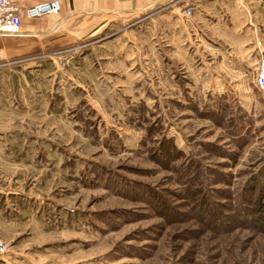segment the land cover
Segmentation results:
<instances>
[{
	"label": "rangeland",
	"instance_id": "1",
	"mask_svg": "<svg viewBox=\"0 0 264 264\" xmlns=\"http://www.w3.org/2000/svg\"><path fill=\"white\" fill-rule=\"evenodd\" d=\"M65 19L0 36V264H264V0Z\"/></svg>",
	"mask_w": 264,
	"mask_h": 264
},
{
	"label": "built area",
	"instance_id": "2",
	"mask_svg": "<svg viewBox=\"0 0 264 264\" xmlns=\"http://www.w3.org/2000/svg\"><path fill=\"white\" fill-rule=\"evenodd\" d=\"M62 3L59 0H51L41 4L22 9L16 0H0V36L18 34L23 27V20H36L49 15H57L61 12ZM194 9L187 6L184 14L191 17ZM257 86L264 90V60L261 73L257 79ZM6 250L5 244L0 240V255Z\"/></svg>",
	"mask_w": 264,
	"mask_h": 264
},
{
	"label": "crops",
	"instance_id": "3",
	"mask_svg": "<svg viewBox=\"0 0 264 264\" xmlns=\"http://www.w3.org/2000/svg\"><path fill=\"white\" fill-rule=\"evenodd\" d=\"M168 0H73L72 3H62L61 12H64L65 21L75 14H96L108 10V14H118L123 17L136 16L158 5H163ZM87 5L90 8L85 7ZM102 9H99L101 8ZM96 7V8H95ZM98 7V8H97ZM105 9V10H103Z\"/></svg>",
	"mask_w": 264,
	"mask_h": 264
},
{
	"label": "trees",
	"instance_id": "4",
	"mask_svg": "<svg viewBox=\"0 0 264 264\" xmlns=\"http://www.w3.org/2000/svg\"><path fill=\"white\" fill-rule=\"evenodd\" d=\"M262 208L264 209V205L262 206Z\"/></svg>",
	"mask_w": 264,
	"mask_h": 264
}]
</instances>
